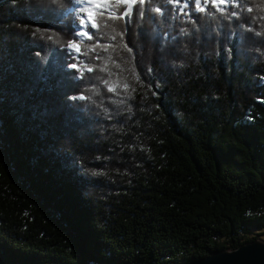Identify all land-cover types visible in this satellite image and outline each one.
Here are the masks:
<instances>
[{
	"label": "trees",
	"instance_id": "1",
	"mask_svg": "<svg viewBox=\"0 0 264 264\" xmlns=\"http://www.w3.org/2000/svg\"><path fill=\"white\" fill-rule=\"evenodd\" d=\"M81 6L0 0V264H182L256 240L264 0H144L97 29Z\"/></svg>",
	"mask_w": 264,
	"mask_h": 264
},
{
	"label": "snow or ice",
	"instance_id": "2",
	"mask_svg": "<svg viewBox=\"0 0 264 264\" xmlns=\"http://www.w3.org/2000/svg\"><path fill=\"white\" fill-rule=\"evenodd\" d=\"M144 3V0H107V3L104 6H101L98 2V0H79V3L85 6H81L79 8V12L82 14L79 17V23L82 28H92L97 29L99 27L98 19L105 18L110 20H122L126 19L130 16L131 10L127 7L123 9V11H117V8L120 5H128V4H136ZM195 5L197 8H199L201 11L204 10V8L201 6V0H194ZM209 0H204V3L207 4ZM221 3L226 2V0H220ZM213 3L215 4V0H213ZM97 5L96 11L92 10V5ZM159 11V9H157ZM78 36H87L89 39H93L94 37L88 32V31H81L77 33ZM121 35H123L121 33ZM49 39H52L53 37L49 36ZM115 37H113L114 39ZM69 47L74 49L76 52H80V45L73 41L71 44H69ZM103 47V45H101ZM127 47V45H125ZM131 51V49H129ZM73 68H78L77 64H72ZM86 67V65H85ZM88 71H92L91 68H88ZM127 87V85H125ZM112 89H110L111 91Z\"/></svg>",
	"mask_w": 264,
	"mask_h": 264
},
{
	"label": "water",
	"instance_id": "3",
	"mask_svg": "<svg viewBox=\"0 0 264 264\" xmlns=\"http://www.w3.org/2000/svg\"><path fill=\"white\" fill-rule=\"evenodd\" d=\"M182 264H264V241L256 239L234 250H221Z\"/></svg>",
	"mask_w": 264,
	"mask_h": 264
},
{
	"label": "rangeland",
	"instance_id": "4",
	"mask_svg": "<svg viewBox=\"0 0 264 264\" xmlns=\"http://www.w3.org/2000/svg\"><path fill=\"white\" fill-rule=\"evenodd\" d=\"M77 22H79V19H78ZM256 231L261 233L260 236L257 239H260V240L264 241V228L256 229ZM252 235H255V234H252Z\"/></svg>",
	"mask_w": 264,
	"mask_h": 264
}]
</instances>
